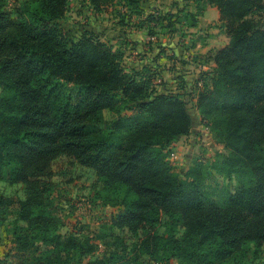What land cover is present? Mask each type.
<instances>
[{
    "label": "trees",
    "instance_id": "16d2710c",
    "mask_svg": "<svg viewBox=\"0 0 264 264\" xmlns=\"http://www.w3.org/2000/svg\"><path fill=\"white\" fill-rule=\"evenodd\" d=\"M86 1L131 11L146 0ZM192 1L199 14L200 3L217 9L228 42L211 69L188 81L174 75L178 90L160 91L158 70H127L122 52L92 31L66 30L69 0H0V180L6 171L23 189L0 193V228L17 251L0 264H74V254L89 256L85 264H222L244 242L253 244L251 264H264V2ZM189 102L228 151L214 171L246 170V184L221 195L204 164L174 170L167 148L193 129ZM62 160L92 173L105 201L121 207L109 232L63 236L57 215L35 211L66 176L54 169Z\"/></svg>",
    "mask_w": 264,
    "mask_h": 264
},
{
    "label": "rangeland",
    "instance_id": "374dc122",
    "mask_svg": "<svg viewBox=\"0 0 264 264\" xmlns=\"http://www.w3.org/2000/svg\"><path fill=\"white\" fill-rule=\"evenodd\" d=\"M14 2L15 0H8V5L12 7ZM199 7L203 8L201 14L192 0H146L139 2L138 8H132L131 11L116 2L96 10L86 0H69L61 23L71 34L75 29L85 27L101 40L111 44L114 49L121 51L124 55L122 64L127 70L132 67L139 69L143 64L158 70L159 74L153 78L156 89L178 90L180 82L175 80L174 75L181 74L187 81L194 78L193 75L197 73L195 69H198L201 63L197 59H201L202 64L208 62L209 53L227 41V34L221 25L217 9L204 3H200ZM149 15H153V21L148 20ZM260 15L264 23V11ZM146 20L149 24L142 27L141 22H147ZM147 36L150 37V44L145 43ZM194 42L198 43L195 48L190 49ZM195 53L203 58H199ZM158 54L161 56L158 57ZM141 56L146 57L143 59ZM184 69L187 72H183ZM67 87L69 89L70 85ZM182 91L188 93L184 97L190 99L192 92H187L184 87ZM188 107L194 120L193 129L188 135L177 137L167 148L170 155L174 153L168 158L174 170L183 173L195 162L204 164L216 186L217 194L221 195L246 184L249 177L246 170L221 173L214 171L228 151L215 134L201 123L200 114L191 102ZM54 169H58L61 174L64 172L66 176L60 177L59 174V184L45 195L44 204L35 211L57 215L62 223L60 231L63 236L71 233L92 235L105 229L109 232L110 216L121 207L117 202L105 201V191L98 184H94V175L89 171L81 173V169H75L64 160L54 166ZM67 175L72 177L70 181L67 180ZM6 180L5 171L3 180H0V193L22 196L21 185H9ZM158 230L160 233H166L167 226H160ZM125 239L130 240L126 233ZM12 241V234L0 228V258H15L17 251ZM213 246L214 243H211L204 247V253L209 259ZM103 250V246L99 245V253ZM37 254L33 249L24 253L30 259H34ZM252 254L253 244L244 242L240 250L222 264H251ZM72 257L74 264H85L89 256L79 258L78 254H74ZM146 260L147 258L134 264H178L177 258H171L168 263Z\"/></svg>",
    "mask_w": 264,
    "mask_h": 264
},
{
    "label": "crops",
    "instance_id": "0c3cea01",
    "mask_svg": "<svg viewBox=\"0 0 264 264\" xmlns=\"http://www.w3.org/2000/svg\"><path fill=\"white\" fill-rule=\"evenodd\" d=\"M202 17H204V15L203 16H201V18ZM199 19H200V17H199ZM147 38H148V40L147 41H145V43H147V44H150L149 42V36H147ZM228 42V36H227V41L224 43V45L226 44ZM198 42H194L192 45H191V48L190 49H193V48H195V46H196V44H197ZM223 45V46H224ZM149 46V45H148ZM222 47V46H221ZM220 48V47H219ZM218 48H216V49H214V50H212V52L211 53H209V55L207 56V61L208 62H206V63H203L202 64V60L201 59H197V61H200L201 63L198 65V69H195V71H197V73H196V75H193L194 76V78H196L197 77V75H198V73L200 72V71H202V70H209V69H211V67H212V60L210 59V56L212 55V53L215 51V50H217ZM144 54H146V53H143V55ZM196 55H198V53H195ZM143 59L146 57V56H141ZM159 57V56H158ZM157 57V58H158ZM198 57L199 58H203V56L202 57H200L199 55H198ZM191 59H193V58H191ZM190 59V60H191ZM196 60V59H195ZM142 61V60H141ZM142 64V63H141ZM140 64V65H141ZM144 65V64H143ZM132 68H134V67H132ZM185 70V71H184ZM184 70H182L183 72H187L186 71V69H184ZM192 79V78H191Z\"/></svg>",
    "mask_w": 264,
    "mask_h": 264
},
{
    "label": "built area",
    "instance_id": "2783aa9c",
    "mask_svg": "<svg viewBox=\"0 0 264 264\" xmlns=\"http://www.w3.org/2000/svg\"><path fill=\"white\" fill-rule=\"evenodd\" d=\"M174 153H171V155L169 154L168 158H170L171 156H173Z\"/></svg>",
    "mask_w": 264,
    "mask_h": 264
}]
</instances>
